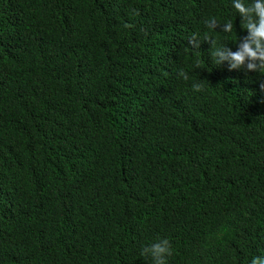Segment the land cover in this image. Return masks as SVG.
<instances>
[{"label": "trees", "instance_id": "1", "mask_svg": "<svg viewBox=\"0 0 264 264\" xmlns=\"http://www.w3.org/2000/svg\"><path fill=\"white\" fill-rule=\"evenodd\" d=\"M245 36L232 0H0V264L264 257V73L205 42Z\"/></svg>", "mask_w": 264, "mask_h": 264}, {"label": "clouds", "instance_id": "2", "mask_svg": "<svg viewBox=\"0 0 264 264\" xmlns=\"http://www.w3.org/2000/svg\"><path fill=\"white\" fill-rule=\"evenodd\" d=\"M232 8L238 14L241 28L247 32V36L243 37V42L239 43L235 52L225 45L217 47L214 39L206 37L205 42L210 43L213 49L211 55L215 64L219 66L227 63L229 71L244 69L246 72L264 73V0H251V3H245V0H232ZM133 11L137 14L135 10ZM204 23L211 31L219 28L223 33L234 32L231 19L221 24L215 17H210ZM124 27L132 28L133 25L125 24ZM200 43L195 34L188 40V45L193 49H199ZM178 76L184 80L189 79L188 74L182 69ZM192 87L194 91L199 92L203 90L204 85L196 83ZM260 91L264 93V83L260 84ZM172 254V246L167 238L144 247L140 253L145 259H150L151 264H167L168 257ZM250 264H264V257H253Z\"/></svg>", "mask_w": 264, "mask_h": 264}]
</instances>
